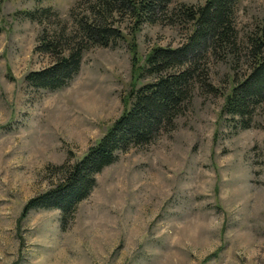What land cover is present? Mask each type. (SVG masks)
Instances as JSON below:
<instances>
[{
  "label": "rangeland",
  "instance_id": "1",
  "mask_svg": "<svg viewBox=\"0 0 264 264\" xmlns=\"http://www.w3.org/2000/svg\"><path fill=\"white\" fill-rule=\"evenodd\" d=\"M78 4L0 0V264H264V105L248 129L225 128L218 112L228 69L215 59L207 73L216 94L197 87L173 129L118 154L61 228L54 210L21 217L148 80L135 79L134 65L185 40V28L163 22L133 37L128 28L117 46L86 50L62 90L30 87L24 76L53 60L36 48L39 35H68ZM42 9L34 21L21 14ZM263 20L264 0L241 1L238 38Z\"/></svg>",
  "mask_w": 264,
  "mask_h": 264
},
{
  "label": "trees",
  "instance_id": "2",
  "mask_svg": "<svg viewBox=\"0 0 264 264\" xmlns=\"http://www.w3.org/2000/svg\"><path fill=\"white\" fill-rule=\"evenodd\" d=\"M241 1L204 0L185 5L175 0H79L78 11L70 13L74 26L68 35L40 34L36 48L53 60L28 73L24 81L32 88L52 92L69 84L86 50L117 46L125 37L122 31L128 28L130 37L144 24L163 22L186 29L185 40L178 47L156 46L141 65H134L135 79L148 80L132 87L121 99L119 116L78 160L62 170L55 185L25 203L21 217L32 210H54L60 214L61 228L65 217L91 192L95 175L118 154L148 145L173 129L197 87L216 94L208 83L207 64L212 59L228 69L218 120L228 130L248 129L255 111L264 105V20L245 34L244 42L240 40L235 14ZM45 12L21 14L34 21Z\"/></svg>",
  "mask_w": 264,
  "mask_h": 264
}]
</instances>
